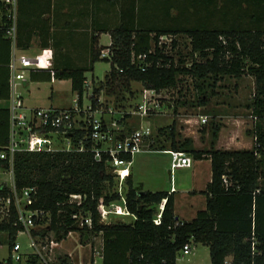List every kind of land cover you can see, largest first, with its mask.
Instances as JSON below:
<instances>
[{"label":"trees","instance_id":"obj_1","mask_svg":"<svg viewBox=\"0 0 264 264\" xmlns=\"http://www.w3.org/2000/svg\"><path fill=\"white\" fill-rule=\"evenodd\" d=\"M218 1L191 0L189 4L193 10L178 12L174 18L178 22L176 27L135 31L119 26L110 31L108 46L99 47L96 40L92 42L88 67L32 69L28 81L68 80L71 91L78 96L81 104L88 90L84 86L87 80L85 73L92 72L93 65L98 61L109 62L110 69L104 76L103 84L93 88L88 97L95 109L102 104L99 92L103 86H120L131 93L130 84L134 82L145 90L159 93L175 88L181 75L196 81L211 78L213 85L223 76L239 79L248 75L254 80L250 109L257 118L251 132L254 138L252 148L216 150L211 146L206 151L193 149L191 139L177 137L174 123L153 134L152 144L149 145L151 150L181 151L195 160H210L211 180L202 192L206 197L205 209L198 211L189 222L176 218L173 193L143 189L140 193L131 174L124 180L123 195L132 221L100 222L99 201L102 199L104 205L119 203L120 195L118 182L104 162L98 163L93 159L90 142L85 143L88 148L86 152H17L12 165L0 159V168L11 173L17 194L21 195L28 188L36 190L31 194V203L26 208L38 212L29 236L39 249L45 243L59 244L76 233L79 239L100 236L101 264H176L177 254L187 243L207 247L211 264H264V0H225L220 4ZM230 2L232 4H227ZM173 8L172 5L169 7L166 17ZM216 11L219 19L217 23H212L210 16ZM228 11L232 13L231 20H228ZM0 13L3 16L4 8L1 5ZM201 13L207 15L202 16ZM5 28L3 16L0 21V43L12 48ZM164 35L172 36L169 46L159 45V38ZM177 35L188 39L186 57L190 58L189 67L185 66L187 58L179 56L175 59L170 54L178 47L174 38ZM15 46H22L18 35ZM106 48L110 50L111 57L101 59L100 52ZM141 55H145V60L136 61V57ZM7 58L0 66L1 70L9 73L5 92L2 94L0 89V100H10L9 54ZM201 98L200 102L204 104ZM109 122L105 121L107 124ZM123 125L124 135L136 130L129 131L124 122ZM158 132H166L164 136L169 141V149L164 145L157 147ZM218 133V126H214L211 130L212 144ZM82 136L83 132L74 131L72 145ZM9 141L10 113L8 108H0V152L8 146ZM11 192L9 186L0 184V198H12ZM71 195H80L81 204L70 201ZM162 200L166 202L160 223L156 225L154 219ZM86 217L90 219V225L80 226V219ZM20 232H23V228L18 224L16 211L11 204L9 213L0 218V233L6 234L9 248V258L4 264H12L11 253ZM50 263L45 254L43 259L28 254L24 262ZM61 264L70 263L62 260Z\"/></svg>","mask_w":264,"mask_h":264},{"label":"rangeland","instance_id":"obj_2","mask_svg":"<svg viewBox=\"0 0 264 264\" xmlns=\"http://www.w3.org/2000/svg\"><path fill=\"white\" fill-rule=\"evenodd\" d=\"M150 1L155 4L156 11L153 15H155L156 20L154 17L147 18L148 14L145 11L147 6L144 10L145 12L141 11L144 15L143 23L149 27V30L163 26L168 28L176 27L178 23L174 19L176 14L193 10L190 5L191 0L188 2L187 0ZM223 1L225 0H219L218 3L220 4ZM169 3H172L171 5L175 8L170 9L169 16L166 17L165 13L168 12L171 6ZM177 8L181 10L179 11ZM201 14L202 16L207 15L206 13ZM164 16L163 21L159 19V17ZM218 16L219 13L217 11L216 14L210 16L212 23H217ZM232 18L233 16L230 12L228 20ZM174 38L178 42V47L174 51H170V54L175 59L179 56L187 58L185 66L189 67L190 58L186 57L189 51L188 39L183 35H177ZM108 42L109 38H103L100 43L107 44ZM109 69V62L98 61L93 65L92 72L85 73L90 84L88 90H86L87 97L93 88H98L103 84L104 76ZM179 79L180 81L175 88L152 94L151 101L147 103V108L150 109L142 123L145 126H149L153 134L159 129L163 130L174 123L175 132L181 131L180 136H191L197 148H209L210 143L213 142L211 130L214 126H218L220 140L217 147L220 144L223 150H250L252 148L254 138L251 132L257 121L253 119L254 115L250 109L254 95V80L251 76L243 75L239 79L223 76L222 80L216 85H213L211 78H207L204 81H196L189 76L181 75ZM29 84L34 86L30 96L31 102H43L46 104L38 109L51 108L50 106L69 108L73 105V100L76 99V94L71 91L70 81L68 80H57L54 83L46 82L38 85H33L32 82ZM130 87L131 93H127L120 86L110 88L103 86L99 92L100 102L102 103L99 109L104 112L108 108L112 109L113 113L111 115L104 113L105 120L112 122L120 120V124L123 125L124 122L126 129L132 131L139 127L138 123L140 124V118L133 115L132 112L136 110L138 105L142 104L144 89L139 83L134 82L130 84ZM21 90L18 85L16 91L19 92ZM87 97L83 98L85 104L89 103ZM200 98L204 101V104L200 102ZM200 117H206L207 123L202 125ZM162 133L164 134V132H161L157 136L156 145L157 147L164 145L168 148L169 141L165 140L166 138L161 135ZM132 161L134 162L132 168L134 177L138 184L143 186L144 191L169 192L171 187H175L177 191H180L187 188L192 189V187H195L194 185L201 183L199 178L197 179L198 181L193 182L192 171L194 167L171 170L170 156L166 153H142L134 156ZM169 171L172 172L169 173ZM199 177L201 179L207 177L205 170L201 172ZM2 183L9 186L12 184V179L9 171L0 168V184ZM116 188L117 184L114 185L115 190ZM182 196L184 197L179 200V205L182 203L183 206L188 204L189 197L188 195ZM115 221L130 223L132 217H112L110 220V222ZM6 241V234L0 233V264H4L9 258V248ZM15 244L18 245L19 250L17 252L12 250L11 263L24 264L28 254L34 252L31 238L28 233L20 232ZM40 247L42 248L41 254L43 256L45 254L46 259L51 262L50 264H61L62 260L70 264H92L89 256L90 258L92 257V262L95 261L94 264H101L99 257L101 248L100 236L94 238L84 236L83 239H79V234L72 233L64 242L62 241L56 246L50 247V244L47 243L46 245L45 243V245H40ZM190 248L191 251L188 255L182 256L181 251L177 254L176 264H211L207 247L200 244H192ZM15 254L21 255V261L18 262L14 259L13 256Z\"/></svg>","mask_w":264,"mask_h":264},{"label":"built area","instance_id":"obj_3","mask_svg":"<svg viewBox=\"0 0 264 264\" xmlns=\"http://www.w3.org/2000/svg\"><path fill=\"white\" fill-rule=\"evenodd\" d=\"M0 5L4 8L5 34L12 42V47L15 48L17 36V13L18 0H0ZM0 13V21L3 17ZM172 42V36L164 35L159 38V45L165 44L169 46ZM111 53L108 48L100 52L101 59H110ZM136 61L143 62L145 55L137 56ZM42 60L39 57L34 59L16 56L13 53L9 69H10V141L8 146L0 152V159L8 161L11 165L13 157L17 152L29 153H55L64 151L86 152L85 143L90 142V150L93 153V159L106 165L109 171L118 182L117 191L120 195V202L110 205H104L102 199L98 204V212L100 222L109 224L112 217H131L129 214L125 198L123 195V183L125 178L130 174L132 159L134 156L142 153H167L170 156V169L190 168L192 166V158L187 153L181 151H154L149 148L152 144L153 131L149 126H145L142 122L146 118L150 108H147L148 101H151L154 91L143 90L142 104L138 105L133 115L140 118L139 127L130 134H123V125L120 120L110 121L105 123L104 113L111 115L113 110L108 108L105 112L98 108H93L90 104H85L82 99L80 104L78 96L73 100V105L67 109L45 108V109H30L27 108L19 94L16 91L17 86H22L29 79V72L32 69L40 70ZM89 82L84 81L86 89L89 87ZM87 97L85 93L84 97ZM89 97V96H88ZM87 97V98H88ZM89 100V98H88ZM100 101V99H99ZM103 114V116H102ZM254 120H257L253 116ZM202 125L207 123L206 117H200ZM79 130L83 132L81 138L76 139L75 145H72L73 132ZM172 172V171H171ZM12 198H0V218L7 215L11 204L16 211L17 222L23 228V232L28 233L34 226L35 217L38 212L27 209V205L31 203V194L35 193V188H28L21 195L15 192L13 185ZM80 195H71L70 201L81 204ZM162 200L159 205V213L154 219V224L160 223L161 213L165 204ZM77 217V216H75ZM90 225L88 217L80 219V226ZM34 252L32 254L40 256L41 249L32 241ZM57 244L50 242V247ZM191 243H187L181 250L182 256L188 255L191 251ZM19 250L15 244L13 251ZM14 259L21 261V255L15 254Z\"/></svg>","mask_w":264,"mask_h":264},{"label":"crops","instance_id":"obj_4","mask_svg":"<svg viewBox=\"0 0 264 264\" xmlns=\"http://www.w3.org/2000/svg\"><path fill=\"white\" fill-rule=\"evenodd\" d=\"M152 2L150 0H18L17 35L22 46L8 48L0 43V66L6 59L8 60V54L10 62L14 53L16 56L30 59L39 57L42 60L41 68L45 70L88 67L93 41L96 40L99 47L108 46L110 44V31L119 26H124L135 31L149 29L143 23L144 15L141 11H147V18L154 17L156 20L155 15H153L156 8ZM146 6L147 10H145ZM163 18L165 17H159L162 21ZM103 38H109V42L101 44L100 42ZM8 74L0 69V89H2V94L5 92ZM55 81L57 80H52L50 83H54ZM29 83L27 81V83L19 86L22 89L19 91V94L24 105L30 109L44 107L46 104L43 102H31L30 96L34 86H30ZM41 83L46 82H32L33 85ZM9 107L10 100H0V108H8L9 110ZM50 107L67 109L66 107ZM180 133L181 131L175 132L177 137L180 138L191 137L187 135L182 137ZM165 134L166 132L161 135L166 137L164 136ZM219 134L220 132L214 143H210L209 148H197L192 137L189 138L192 140L191 146L193 149L204 151L209 150L211 146L216 150H223L220 144L218 146L220 148L217 147L220 140ZM167 149H169V144ZM191 158L192 166L190 168L194 167L192 171L193 182L198 181L197 179L199 178L201 183L197 182L198 184L194 185L195 187H192V189L187 188L180 191H177L175 187H171L168 192L173 193L174 214L176 218L186 222L194 219L198 211L205 209L206 197L202 192L211 180L210 160L205 158L195 160L192 156ZM133 164L134 162L132 161L130 174L134 182L138 184L133 174ZM201 169L205 170L207 174V177L204 179L199 177L203 171ZM169 173L171 172L169 171ZM182 195H188L189 197L188 204L183 206L182 203L179 205V200L184 197ZM91 258L89 256V259L92 261Z\"/></svg>","mask_w":264,"mask_h":264},{"label":"water","instance_id":"obj_5","mask_svg":"<svg viewBox=\"0 0 264 264\" xmlns=\"http://www.w3.org/2000/svg\"><path fill=\"white\" fill-rule=\"evenodd\" d=\"M136 189H137L138 191H140V193H142V192H141V191H142V185H141V184H137Z\"/></svg>","mask_w":264,"mask_h":264}]
</instances>
